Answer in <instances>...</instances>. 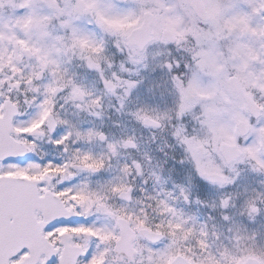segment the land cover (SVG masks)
Listing matches in <instances>:
<instances>
[{
    "label": "rangeland",
    "instance_id": "1",
    "mask_svg": "<svg viewBox=\"0 0 264 264\" xmlns=\"http://www.w3.org/2000/svg\"><path fill=\"white\" fill-rule=\"evenodd\" d=\"M202 1L206 21L186 0H0V98L19 107L14 128L43 124L35 150L39 156L42 146L57 149V170L46 175L69 182L81 202L88 219L80 223L99 239L76 231L87 236L80 247L96 264H119L111 249L118 218L134 231L164 236L156 245L137 236L128 264L169 263L173 248L189 254L190 232L200 256L179 254L192 264H240L246 256L264 264V0ZM143 16L151 41L139 50L128 37ZM103 38L114 57L100 55ZM184 60L189 64L179 74ZM167 82L177 99L164 97ZM245 97L259 106L257 118ZM48 115L55 124L50 134ZM145 118L158 126H145ZM240 123L249 126L243 137ZM222 144L240 149L228 165ZM206 174L223 177V184L205 183ZM198 180L208 186L204 198L195 195ZM132 187L131 204L117 199ZM180 226L184 235H172Z\"/></svg>",
    "mask_w": 264,
    "mask_h": 264
},
{
    "label": "snow or ice",
    "instance_id": "2",
    "mask_svg": "<svg viewBox=\"0 0 264 264\" xmlns=\"http://www.w3.org/2000/svg\"><path fill=\"white\" fill-rule=\"evenodd\" d=\"M41 127L40 121H34L13 129L9 121L6 133L0 128V264H96L87 249L61 254L67 245L79 242L78 236L61 237L49 246L69 228L99 237L89 225L80 223L88 219L80 206L74 201L61 204L58 199L74 195L69 182L57 183L58 176L51 175L39 178V170L52 165L51 160L42 162L35 150ZM63 139L55 140V146ZM69 205H73L71 210Z\"/></svg>",
    "mask_w": 264,
    "mask_h": 264
},
{
    "label": "water",
    "instance_id": "3",
    "mask_svg": "<svg viewBox=\"0 0 264 264\" xmlns=\"http://www.w3.org/2000/svg\"><path fill=\"white\" fill-rule=\"evenodd\" d=\"M187 1L189 3L190 7L194 10V12L197 14V16L199 18H201V19L206 18L205 10H204V7H203L201 0H187ZM148 28H149V21H148V18L146 17L143 24L141 25V27L138 29H135L131 32V35L129 37L130 43L136 44L140 50L143 49L151 40ZM167 36L170 39V41H173V38L171 37V35L169 33H167ZM40 78H41V73L38 74V76L35 80L37 81ZM57 91H59V90H56V92ZM56 92L54 94H56ZM76 97L79 100H82L84 95L81 94L80 92H78L76 94ZM247 105H248L251 112H255L257 114L258 109L249 100H247ZM4 109L6 110V114H5L3 119H0V122H3L5 124V126L8 127L9 121L11 123V119L13 116L16 115L17 111L13 106H11L8 103L5 104ZM144 123L148 126H156V124H154L153 122H151L149 120H145ZM240 128H241L240 133L242 135H245L247 133V126L246 127L240 126ZM4 131L6 133L7 130L4 129ZM99 138H102V136H100ZM263 141H264V137H263ZM222 152H223L224 157H225V155H228L231 157V158H228V156H226L225 160L227 161V163L233 161V159H235V157L238 156V152L235 151L234 147H232V148H225L224 147V149H222ZM206 179L211 181V182H217L216 180H211L209 178H206ZM120 227H121V230L123 233L122 235L124 236V239L128 240L129 239V237H128L129 232L127 230L126 223L123 221H120ZM152 236L155 237L154 235H152ZM153 237H152V241H155L156 240L155 238H158L159 236H156L155 238H153ZM129 253L130 252H128V254ZM178 260H182V259L177 257L176 260L173 262V264H176ZM184 262H185V260H184ZM185 264H187V263L185 262ZM242 264H259V263L254 258H247Z\"/></svg>",
    "mask_w": 264,
    "mask_h": 264
},
{
    "label": "flooded vegetation",
    "instance_id": "4",
    "mask_svg": "<svg viewBox=\"0 0 264 264\" xmlns=\"http://www.w3.org/2000/svg\"><path fill=\"white\" fill-rule=\"evenodd\" d=\"M3 101H4V99L0 98V115H1V106H2ZM58 199L61 201L62 204H67L68 201H74L75 205H78V206H80V207L82 206L81 202H80V201H77V200H76V197H75L74 195H69V196H66V197L58 198ZM72 207H73V205H69V209H70V210L72 209ZM73 236H78V237H80L79 242H78L77 244H74V245H71V244H70V245H67L66 249L62 250V253H61V254H62V255L65 254L66 251H68L69 249H72L71 247H75V248H80V249H82V248L80 247V243H81L82 241H86V240H87V236H86L84 233H82V232H78V231L73 230V229H71V228H69V229L65 230L64 232L60 233L59 235H57L56 238H55V240L52 241V243L50 244V247L52 246V244H55L56 242L60 241V240H61V237H67L68 240H71V238H72ZM84 238H86V240H84ZM111 249H112V251H113V247H112ZM68 252L71 253L70 251H68ZM102 260H103V262H104V258H103ZM114 262H116V261H114ZM123 262L126 263V264L130 263V262H128V261L125 260V259H123L122 261H118L119 264H121V263H123ZM116 263H117V262H116Z\"/></svg>",
    "mask_w": 264,
    "mask_h": 264
}]
</instances>
